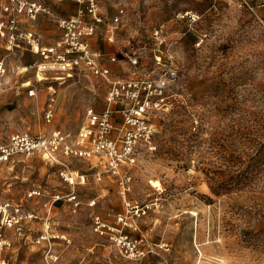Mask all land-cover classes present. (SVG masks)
Listing matches in <instances>:
<instances>
[{"label": "rangeland", "instance_id": "1", "mask_svg": "<svg viewBox=\"0 0 264 264\" xmlns=\"http://www.w3.org/2000/svg\"><path fill=\"white\" fill-rule=\"evenodd\" d=\"M100 4L107 21L125 9L115 42L104 31L94 36L107 55L118 57L107 62L109 79L166 82L150 93L148 122L154 134L140 141L134 162L122 170L132 175L127 199L150 206L145 215L134 217L138 235L145 234L149 245L167 242L171 250L132 259L95 233L92 210L113 223L126 202L119 176L95 179L98 158L61 154L54 162L41 154H20L2 166L0 199L39 217L26 224L28 238L8 231L11 244L0 250V260L50 264L47 248H52L60 255L57 264H264V0ZM44 19L38 27L55 35L43 28L53 16ZM130 36L141 58L137 67L123 54L130 49ZM0 43L6 65L0 72L1 141L16 133L49 134L55 129L75 135L88 107H106V78L84 72L65 80L54 74L38 76L36 55L24 47L8 51L6 41ZM158 55L164 65L156 63ZM172 69L177 70L174 77ZM53 92L55 116L47 122L45 109ZM63 168L85 172L89 179L72 186L61 178ZM32 188L62 194L75 190L81 206L74 211L60 200L47 215L42 198L28 197ZM93 197L97 204L90 207ZM46 229L51 241L36 243Z\"/></svg>", "mask_w": 264, "mask_h": 264}, {"label": "built area", "instance_id": "2", "mask_svg": "<svg viewBox=\"0 0 264 264\" xmlns=\"http://www.w3.org/2000/svg\"><path fill=\"white\" fill-rule=\"evenodd\" d=\"M71 1L78 2L80 8L75 14L58 20L61 35L48 43L37 33L26 30L21 21L22 17L37 21L42 14H49L45 0H0V39L6 41L8 51L12 52L14 47H24L36 55L37 71L46 76L54 74L72 77L77 72H84L106 78L110 82L105 98L106 107L102 111L88 107L85 121L75 135L55 129L49 134L31 135L24 132L13 134L7 142L0 140V173L5 163L20 154H41L51 161H57L61 154L77 158H98L102 169L98 170L99 165L93 167L95 179L101 180L106 172L119 176L120 193L124 195L126 202L125 211L118 213L113 223L95 213L92 220L95 233L106 236L124 255L132 259H141L157 249L170 251L171 246L167 242L149 245L147 237H133L127 231V228L138 229L134 217L145 215L150 206L127 199L126 196L132 189V175L128 170H122L123 166L134 162L140 141H149L153 136L154 129L148 122L149 110L153 104L150 93L157 91V87H163L166 82L160 80L157 85L150 77L110 80L112 75L107 62L116 61L118 57L107 55L93 47L90 39L104 31L110 41L115 40V32L122 22L125 9L119 8L118 13L107 21L100 0ZM128 45L130 49L123 51V54L131 66L137 67L141 58L134 46L133 37L128 39ZM155 59L158 65H164L161 55ZM5 71V58L0 43V72ZM169 73L174 77L177 70L172 69ZM31 94H34L33 90ZM55 101L53 92L45 109L47 122H51L55 116ZM60 175L72 186L85 184L89 179L85 172H75L69 168L61 169ZM34 196L45 198L43 206L48 211L47 215L54 203L60 200L69 202L74 211L80 208L82 202L75 190L62 194L49 193L41 188L29 189L28 197ZM96 204L95 197L89 199L88 206L94 207ZM37 217L39 216L34 211L24 210L22 205L10 199H0V250L11 244L5 235L6 229H14L23 234L27 222ZM47 229L35 237L36 243L51 241L52 236ZM47 259L50 264H57L60 255L52 248H47Z\"/></svg>", "mask_w": 264, "mask_h": 264}, {"label": "crops", "instance_id": "3", "mask_svg": "<svg viewBox=\"0 0 264 264\" xmlns=\"http://www.w3.org/2000/svg\"><path fill=\"white\" fill-rule=\"evenodd\" d=\"M46 2H45V4H46V6L48 7V11L50 12L49 14L48 13H44V14H42L40 17H39V20H37V21H30L29 20V18H26V17H22L23 19H21V21H22V23H23V27L26 29V30H31V31H33L34 33H37L40 37H43L42 39H44L46 42L48 41V43H50V42H52V41H54L55 39H57V38H59V36L61 35V32H62V30H61V28H60V26H59V24L57 25L56 23H53V22H58V20H60V18H67V17H69V16H71V15H73V14H75L77 11H78V9L80 8V4L78 3V2H74V1H71V0H65V1H58V0H45ZM53 16V18L54 19H51L53 22L52 23H47V24H44L43 25V28H45L46 29V31H47V33H53V34H55V35H51V36H48L49 34H46V33H44L42 30H41V28L40 27H38V23H40L42 20H45L44 18H46V16ZM47 20V19H46ZM117 30H118V28H117ZM116 30V31H117ZM57 34V35H56ZM96 36V35H95ZM130 37H132V36H130ZM129 37V38H130ZM128 38V39H129ZM114 39L116 40V32H115V36H114ZM91 40V44H92V46L93 47H95V48H97V49H100V50H102L103 52H105L100 46H98L95 42H94V36L90 39ZM115 40H113V41H110V39H109V41L110 42H115ZM127 42H128V40H127ZM19 48H21V47H19ZM23 48V47H22ZM58 77H60V76H58ZM67 78H69V77H60V80H65V79H67ZM67 114V113H66ZM45 157V156H44ZM46 158V157H45ZM47 159V158H46ZM47 160H49V159H47ZM49 161H51V160H49ZM55 162V161H54ZM97 163L98 164H96V165H99V167H98V169L100 168V169H102V166L99 164V159L97 160ZM129 164H132V163H129ZM106 174H110V173H108V172H106V173H104L103 175H102V180L101 181H104L105 180V175ZM0 177H1V173H0ZM2 180V179H1ZM1 180H0V182H1ZM109 181V184L111 185L113 182V178L112 177H110L109 176V179H108ZM105 188H106V185H105ZM31 198H42V197H37V196H34V197H31ZM62 201V200H61ZM64 201V200H63ZM45 202V198H42V206H43V203ZM58 202H60V201H58ZM58 202H56V203H58ZM65 202V201H64ZM67 202V201H66ZM56 203H54V205L56 204ZM68 203V202H67ZM53 205V206H54ZM53 206H52V208H53ZM43 208L45 209V211L46 212H48L47 211V209L43 206ZM52 208H51V210H52ZM50 213H51V211H50ZM49 213V214H50ZM96 213H98V212H96ZM95 214V211L94 210H92V213H91V216H92V218H93V215ZM118 214V213H117ZM116 214V215H117ZM116 215H115V219H116ZM94 219V218H93ZM92 219V220H93ZM34 220V219H33ZM30 221H32V220H30ZM29 222V221H28ZM27 222V223H28ZM128 229V231L129 232H131L130 234H131V236H133V237H141L140 235H138V232H141V230H140V228L138 227V229H131V228H127ZM10 229H6V231H5V235L6 236H8L7 235V233H8V231H9ZM31 232V229L29 228V227H27L26 226V231L23 233L24 234V236H26V238H28V236H27V234L28 233H30ZM142 236H145V234H142ZM61 238H64L65 239V241H67L68 242V240L65 238V236L63 235ZM165 251V250H164ZM0 264H6V261L5 260H0Z\"/></svg>", "mask_w": 264, "mask_h": 264}, {"label": "bare ground", "instance_id": "4", "mask_svg": "<svg viewBox=\"0 0 264 264\" xmlns=\"http://www.w3.org/2000/svg\"><path fill=\"white\" fill-rule=\"evenodd\" d=\"M24 69H27L26 67H24ZM40 71H38V76H40ZM73 77V76H72ZM30 83H31V81H30ZM25 84H29V82H26ZM30 85V84H29ZM67 164V163H66ZM48 225V224H47ZM47 225H46V228H47Z\"/></svg>", "mask_w": 264, "mask_h": 264}]
</instances>
